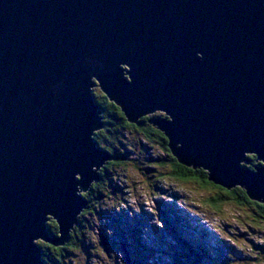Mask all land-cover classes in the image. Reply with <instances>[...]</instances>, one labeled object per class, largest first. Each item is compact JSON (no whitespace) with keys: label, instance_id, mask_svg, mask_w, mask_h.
<instances>
[{"label":"water","instance_id":"water-1","mask_svg":"<svg viewBox=\"0 0 264 264\" xmlns=\"http://www.w3.org/2000/svg\"><path fill=\"white\" fill-rule=\"evenodd\" d=\"M94 87L264 204V0H0V264H46L79 225L114 159Z\"/></svg>","mask_w":264,"mask_h":264},{"label":"rangeland","instance_id":"rangeland-1","mask_svg":"<svg viewBox=\"0 0 264 264\" xmlns=\"http://www.w3.org/2000/svg\"><path fill=\"white\" fill-rule=\"evenodd\" d=\"M102 114L104 127L97 132L119 131L117 150L125 155L122 162L108 161V175L94 184L98 191L87 192L92 197L78 217L82 235L56 264H127L126 255L142 264H201L199 258L202 264H264L263 210L239 198L225 201V192L204 182L172 175L162 180L171 167L157 165L167 158L158 144L140 128L112 126L109 114ZM153 114L142 118L166 117ZM213 199H220L218 207Z\"/></svg>","mask_w":264,"mask_h":264},{"label":"trees","instance_id":"trees-1","mask_svg":"<svg viewBox=\"0 0 264 264\" xmlns=\"http://www.w3.org/2000/svg\"><path fill=\"white\" fill-rule=\"evenodd\" d=\"M94 97H95V103L99 106L102 113H104L106 115L109 114V116L108 115L107 116L110 119V121L112 122V123H110L112 126H114V123H115V124L120 125V127L123 126V127H128V128H137V129L140 128V129H142L144 126L147 127L149 125L148 119H146V118H142L139 121L138 125L128 123L127 120L125 119L123 113L121 112V109L116 104L111 102L105 95H103L102 93H98L96 90H94ZM104 107H106V109ZM109 127H111V126H109ZM111 128H113V127H111ZM142 131H143V133L147 134L148 138H150L151 141H153L154 143H157L158 146L161 148V150L166 154L167 158L164 161H161L160 164L156 163L157 165H160L163 168L165 165L171 167L170 171L169 170H167V171L165 170V172L163 171V173L160 176V178L162 180L167 179V178H164L167 175H172L173 177L177 178L178 180H181L184 182L187 180H193V181L200 183L202 186H204V183H207V185L213 186V187L218 188V189L222 190L223 192H225L226 193L225 201H229L232 199L237 200L239 198L240 203L253 204L258 209L263 210V213H264V204L256 202V201H252L247 196V193L244 189L237 187V188L232 189V190H227V189H224L222 187L216 186L209 181L208 173L206 171H204L202 169L195 170V169H192V168H189L187 166L180 164L178 162V160L176 159V157L171 152V150L168 146L169 142H168L167 138L158 129H156L155 127H151L148 129V132L145 129H142ZM117 135H121L120 132L114 131L112 129V130H108V131L97 132L95 134V139L99 143L98 144L99 147H102L103 149L110 152L112 155H115L114 157L118 162H122L123 161V156H122L123 152H121V151L118 152V150H117V146H120L118 141L116 140ZM102 141L105 143L104 145L102 144ZM124 151H125V153L127 152L126 150H124ZM123 155H125V154H123ZM247 157H248L249 161L247 163H245V166L248 167L249 169L253 170V169H255L256 166L262 165L260 162L257 161V157L255 155H249ZM107 173H108V170L103 169L101 176L103 174H104V176H107L108 175ZM96 186H99V185L98 184L93 185L92 189L90 191L97 192L98 189L96 191L94 189V188H96ZM94 194H97V193H94ZM99 195H100V193H99ZM83 196L87 200L91 199V197H92V195H90V197L88 198V193L83 194ZM213 202H214L213 203L214 206L218 207V205L220 204V199H213ZM48 226H49L50 233H52L53 235L58 234V226L54 227L51 223H49ZM77 228H78L77 230H75L74 232L71 233L69 242L67 244H65L63 247H53V246L47 245L43 242H39V245L43 251V260L45 261L46 264L58 263L59 257H60L59 259L61 260V257L64 256V253H66L67 250L71 249L72 246L75 247V242L82 235L81 234V228H83L82 224L80 223ZM193 248H194V246L191 247L189 250L193 251ZM196 253H197V251L194 253V255ZM198 256L199 255L197 253L195 255V257H198ZM200 260H201V258H199V262L202 264V262Z\"/></svg>","mask_w":264,"mask_h":264},{"label":"flooded vegetation","instance_id":"flooded-vegetation-1","mask_svg":"<svg viewBox=\"0 0 264 264\" xmlns=\"http://www.w3.org/2000/svg\"><path fill=\"white\" fill-rule=\"evenodd\" d=\"M134 125H135V124H134ZM141 131H142V129H141ZM142 134H143V133H142ZM103 177H104V174L101 176V179H102ZM101 181H102V180H101ZM261 255L264 256V254H261ZM263 256L261 257L262 260L264 259ZM261 258H260V259H261ZM130 260H131L132 262L142 264V263L138 262V261L136 260V258H134V257L130 258ZM262 260H261V261H262ZM262 263H264V260L262 261Z\"/></svg>","mask_w":264,"mask_h":264},{"label":"bare ground","instance_id":"bare-ground-1","mask_svg":"<svg viewBox=\"0 0 264 264\" xmlns=\"http://www.w3.org/2000/svg\"><path fill=\"white\" fill-rule=\"evenodd\" d=\"M96 88H97V87H96ZM96 88H95V89H96ZM162 114H163V113H162ZM153 115H154V114H153ZM156 115H157V114H156ZM156 115H155V116H156ZM150 116H151V115H150ZM156 117H157V116H156ZM159 131H160V130H159ZM204 195H205V194H204ZM78 220H79V219H78ZM153 236H154V235H153ZM154 238H155V237H154ZM196 254H197V253H196ZM196 254H195V255H196ZM166 264H167V263H166Z\"/></svg>","mask_w":264,"mask_h":264}]
</instances>
